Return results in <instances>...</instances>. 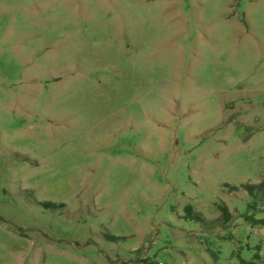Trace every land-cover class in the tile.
Wrapping results in <instances>:
<instances>
[{"label":"rangeland","instance_id":"rangeland-1","mask_svg":"<svg viewBox=\"0 0 264 264\" xmlns=\"http://www.w3.org/2000/svg\"><path fill=\"white\" fill-rule=\"evenodd\" d=\"M263 180L264 0H0V264H264Z\"/></svg>","mask_w":264,"mask_h":264},{"label":"trees","instance_id":"trees-1","mask_svg":"<svg viewBox=\"0 0 264 264\" xmlns=\"http://www.w3.org/2000/svg\"><path fill=\"white\" fill-rule=\"evenodd\" d=\"M226 188L229 189L230 193L237 192L240 189H243L250 197V201L247 205V213L244 215V219L247 223L252 226H262L264 227V218L257 219V212H264V180L258 184L246 183L239 187L231 186L229 184L226 185ZM47 205V204H45ZM219 210L221 212L222 224L226 225L231 222L232 214L229 211L228 207L224 204L219 205ZM189 212V216L193 217V211L191 207L187 208ZM199 220L201 218L197 217ZM256 260L260 259L259 254L255 257Z\"/></svg>","mask_w":264,"mask_h":264}]
</instances>
